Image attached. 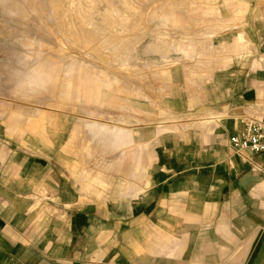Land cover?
I'll return each mask as SVG.
<instances>
[{
  "label": "crops",
  "instance_id": "0c3cea01",
  "mask_svg": "<svg viewBox=\"0 0 264 264\" xmlns=\"http://www.w3.org/2000/svg\"><path fill=\"white\" fill-rule=\"evenodd\" d=\"M258 51L164 98L176 117L215 121L134 128L128 156L96 172L72 169L68 125L0 110V264H264V154L229 143L264 123Z\"/></svg>",
  "mask_w": 264,
  "mask_h": 264
},
{
  "label": "rangeland",
  "instance_id": "374dc122",
  "mask_svg": "<svg viewBox=\"0 0 264 264\" xmlns=\"http://www.w3.org/2000/svg\"><path fill=\"white\" fill-rule=\"evenodd\" d=\"M263 44L264 0H0V110L11 124L68 125L72 169L96 172L128 156L134 128L215 121L176 117L164 98L239 70Z\"/></svg>",
  "mask_w": 264,
  "mask_h": 264
},
{
  "label": "built area",
  "instance_id": "2783aa9c",
  "mask_svg": "<svg viewBox=\"0 0 264 264\" xmlns=\"http://www.w3.org/2000/svg\"><path fill=\"white\" fill-rule=\"evenodd\" d=\"M229 143L238 152L264 154V123L245 121L241 131L231 137Z\"/></svg>",
  "mask_w": 264,
  "mask_h": 264
},
{
  "label": "bare ground",
  "instance_id": "6f19581e",
  "mask_svg": "<svg viewBox=\"0 0 264 264\" xmlns=\"http://www.w3.org/2000/svg\"><path fill=\"white\" fill-rule=\"evenodd\" d=\"M124 133H125V131H119V134H121V135L124 134Z\"/></svg>",
  "mask_w": 264,
  "mask_h": 264
}]
</instances>
